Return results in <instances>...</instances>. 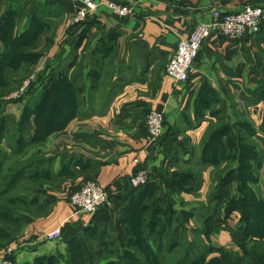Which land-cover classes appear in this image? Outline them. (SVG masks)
<instances>
[{"label":"crops","instance_id":"1","mask_svg":"<svg viewBox=\"0 0 264 264\" xmlns=\"http://www.w3.org/2000/svg\"><path fill=\"white\" fill-rule=\"evenodd\" d=\"M117 1L134 2V13L118 17L103 4L83 27L68 23L80 0H0V38L27 35L31 40L24 45H32L30 51L37 54L33 62L4 61L1 75L8 85L34 70L51 74L58 66H68L65 75L72 80L81 64V110L62 128L31 143L24 155L37 153L49 164L31 191L35 197L31 212L24 213L20 236L9 245L16 264L62 250L66 238L81 235L86 227L119 228L121 209L132 193L128 179L137 169L146 170L148 181L163 187L174 209L196 210L191 227L213 210L215 226L228 225L235 212L239 221L237 211L224 218L227 201L217 198L240 196L235 182L221 186L218 179L237 172L239 160L231 155L235 149L239 153L241 145H253L260 155L249 186L254 189L264 181V23L258 33L242 37L210 35L186 83H174L164 70L177 41L208 21L212 7L236 11L250 3L264 7V0ZM2 41L0 49L6 47ZM44 82L40 78L17 99L7 97L12 89L0 93V115L5 119L0 147L7 154L21 127L31 141L36 123L29 109L41 100ZM152 108L164 113V127L161 138L149 144L145 116ZM175 171L189 175L181 190H172L169 178ZM89 178L110 189L108 204L94 214L72 215L68 196ZM61 224V239L41 238ZM215 230L210 240L224 242L225 230Z\"/></svg>","mask_w":264,"mask_h":264},{"label":"trees","instance_id":"2","mask_svg":"<svg viewBox=\"0 0 264 264\" xmlns=\"http://www.w3.org/2000/svg\"><path fill=\"white\" fill-rule=\"evenodd\" d=\"M84 22L73 26L84 27L86 25ZM2 36L0 34V37ZM0 39L6 46L0 49V93H2L13 86L2 79L4 61L18 58L33 62L37 59V54L30 51L29 47L32 45H24L31 40L27 35L7 38V40L4 36ZM76 66L72 80L65 75L68 66H58L56 70L50 72L51 74L46 70L38 72L36 83L42 77L45 82L41 100L29 109L35 114L36 123L31 141L24 138L25 130L21 127V135L16 138L14 144H11L10 154L0 147V250L10 245L15 234L21 231L24 213L31 212V201L35 197L31 198V191L39 185L42 176L47 174L49 159L37 153L26 158L28 156H24L25 153L16 160L15 167L4 163L11 156L23 154L31 143L39 142L53 130L62 128L79 112L81 87L78 79L81 64L78 63ZM88 75L93 77L91 71ZM24 114L28 112L24 111ZM4 130L5 119L0 115V139L4 135ZM234 158L239 160L237 172L228 173L227 176L218 179V182L221 186L235 182L240 196L226 199L221 195L217 200L227 201L224 218L237 211L240 214L239 222L244 223V228L241 229L242 241L237 243L236 248L224 249L209 243L211 232L216 227L212 221L216 210L202 219L200 226L191 227L189 222L195 216L196 210L174 209L167 200L163 187L161 188L160 184L154 181H148L137 189L129 187L132 190L131 196L120 212L119 223L125 236L122 264H264V199L249 186V183L255 181L254 166L260 165V155L253 145L247 144L239 147V153L236 149L232 152L231 159ZM188 177L189 175L184 174L183 171L173 172L169 178L172 182V190H181ZM22 185L26 187L27 193L20 191ZM159 192L161 195H158ZM197 215L203 217L198 211ZM96 229L97 227L93 226L86 227L82 232L83 236L90 232L87 236L90 237ZM249 235L252 240L245 241L244 239ZM78 236L72 235L66 238L65 242L70 244L77 240ZM254 236L258 237L255 241L252 238ZM87 237L84 238L85 241ZM87 249L90 254L96 250V247L87 244ZM65 256L64 264H86L84 251L78 241L69 245ZM61 260L54 254L41 255L35 257L32 264H60L63 261ZM89 262L92 264V257ZM115 262L109 260L104 264H115Z\"/></svg>","mask_w":264,"mask_h":264},{"label":"built area","instance_id":"3","mask_svg":"<svg viewBox=\"0 0 264 264\" xmlns=\"http://www.w3.org/2000/svg\"><path fill=\"white\" fill-rule=\"evenodd\" d=\"M105 5L118 17L130 16L134 13V2L117 0H80V5L69 15V25H79L86 21L100 5ZM264 23V7L257 4H245L240 10L223 11L218 7L211 8V17L208 21L199 22L185 38L177 41L173 54L165 65V74L174 83H186L194 72L195 60L201 45L210 35L222 33L230 37H242L258 33ZM38 80V71L26 74L19 85L7 95L11 99L20 98ZM146 139L149 144L156 143L163 134L164 113L152 108L145 116ZM138 159L134 158V163ZM148 173L144 169L134 171L129 179L128 186L137 189L148 182ZM110 189L100 185L94 178L87 179L67 199L72 215L87 213L94 214L101 207L108 204ZM64 224L45 231L41 238L44 240H58L63 235ZM14 249L7 246L0 253V264H16L12 258Z\"/></svg>","mask_w":264,"mask_h":264},{"label":"rangeland","instance_id":"4","mask_svg":"<svg viewBox=\"0 0 264 264\" xmlns=\"http://www.w3.org/2000/svg\"><path fill=\"white\" fill-rule=\"evenodd\" d=\"M19 83H20L19 81L17 83H14L13 86H15V87L10 88L9 91L11 89L12 90L16 89V86H18ZM80 110H81V108H80ZM28 150H29V147L27 148V150L23 154H18L17 156H11V158H9L4 164L5 165L7 164L8 166H11V167H15L17 165V164L15 165L16 160L20 159L25 153H27ZM29 157H31V154L26 158H29ZM263 178H264V176H263ZM254 189H255V192L259 196L264 197V181L263 180H262L260 185L254 186ZM20 191L26 192L27 189L24 185H22ZM0 205H1V203H0ZM206 208H208V207L206 206ZM233 215L231 217H229V220L227 223L228 225L220 223L219 226L215 227L216 233L219 232L220 230L221 231L225 230L223 232H226V234H227L226 240H224V242H222V241H218L216 239V237H212V240L209 239V243H211L212 245L217 246V247L221 246L224 249H233V248L237 247L236 246L237 243L242 241L241 229L244 228V223L243 222L240 223L239 221L238 222L236 221V216L238 215L236 212L233 213ZM27 217L30 219L31 214H27ZM196 225L200 226L201 224L194 223V224H192V227H194ZM23 226H24V224H23ZM121 229L122 228L120 226L118 228L115 225L105 226V227H102L100 229H96L95 232H94V230H92V232H94V233L91 234L90 237H87L90 234V232H87L84 236L82 233L81 235L78 236L80 238L77 237V240H75L71 243H76L78 241V243L81 244L82 250L84 251V254H85L84 260L86 261V264H90V262L88 263V261L91 259V257H92V264H104L109 260L116 261L115 264H122L123 257L125 254V248L123 246V241L125 240V236L123 235ZM20 232L15 234V238L12 241H15L19 238ZM85 237H87V240L90 239V241H88V242H87V240L85 241V239H84ZM190 237H192V234H190ZM210 238H211V236H210ZM252 238L254 241H255V239H258L257 236H254ZM244 240L249 241L252 239H251V236L249 235ZM44 241L56 242L55 240H44ZM64 243H65V245H63L62 250L58 249L56 251L49 252L47 254H42V256L54 254L55 257L59 256V258L63 260V261L61 260L62 263H60V264H64V260L66 258V256H65L66 249L69 247V245H71V243L70 244L66 243V242H64ZM87 244H93L96 247V250L89 254L87 251L88 250ZM51 247H53V246H51ZM4 249L2 248L0 251L3 252ZM90 255H91V257H90ZM38 256H41V255H37L36 257H38ZM33 261H34V259H32L30 262L23 263V264H32Z\"/></svg>","mask_w":264,"mask_h":264}]
</instances>
